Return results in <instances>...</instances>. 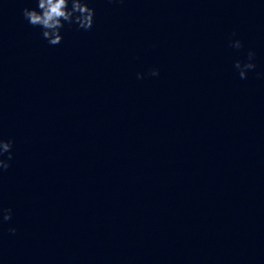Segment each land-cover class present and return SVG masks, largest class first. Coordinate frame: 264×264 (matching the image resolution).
<instances>
[{"label":"clouds","instance_id":"9594fccd","mask_svg":"<svg viewBox=\"0 0 264 264\" xmlns=\"http://www.w3.org/2000/svg\"><path fill=\"white\" fill-rule=\"evenodd\" d=\"M69 3L71 7L69 8ZM36 8L25 7L22 15L25 20L33 27H39L42 30V36L50 45H58L62 42L61 29L65 23L76 24L79 28L89 30L94 23L95 10L88 6V0H36ZM230 47L240 49L243 47L242 41L232 40ZM255 53L249 51L247 61H235L234 67L239 71L241 79L247 77V72L253 70L256 64L253 62ZM149 75L158 76L159 70L152 69ZM138 79H142V74H137ZM13 141L0 138V171L7 170L10 167L9 161L12 159L11 149ZM7 153V159H3ZM12 219V209L0 207V223ZM9 232L15 233V228H9Z\"/></svg>","mask_w":264,"mask_h":264}]
</instances>
